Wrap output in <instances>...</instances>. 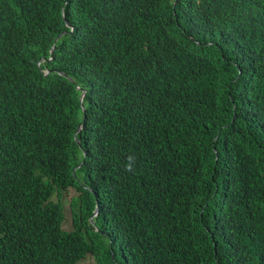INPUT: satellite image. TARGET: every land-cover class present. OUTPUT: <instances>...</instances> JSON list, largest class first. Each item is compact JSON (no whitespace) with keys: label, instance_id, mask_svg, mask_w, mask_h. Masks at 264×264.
<instances>
[{"label":"trees","instance_id":"trees-1","mask_svg":"<svg viewBox=\"0 0 264 264\" xmlns=\"http://www.w3.org/2000/svg\"><path fill=\"white\" fill-rule=\"evenodd\" d=\"M89 258L264 264V0H0V264Z\"/></svg>","mask_w":264,"mask_h":264},{"label":"rangeland","instance_id":"rangeland-1","mask_svg":"<svg viewBox=\"0 0 264 264\" xmlns=\"http://www.w3.org/2000/svg\"><path fill=\"white\" fill-rule=\"evenodd\" d=\"M73 193H68V194H64L63 198H62V202L64 205V213L66 215V223H65V230L66 231H70L73 225V221H72V200H73ZM55 201H57V199H55ZM80 264H93V259L89 258L86 259L82 262H80Z\"/></svg>","mask_w":264,"mask_h":264},{"label":"water","instance_id":"water-1","mask_svg":"<svg viewBox=\"0 0 264 264\" xmlns=\"http://www.w3.org/2000/svg\"><path fill=\"white\" fill-rule=\"evenodd\" d=\"M67 26H68V27H72L70 23H68ZM60 38H61V36H59L57 40H59ZM54 49H55V48H54ZM54 49H53V50H54ZM53 50H52V53H53ZM85 93H86V91H83L82 96H81V99H83ZM82 108H83V111L85 112L86 110H85L84 105H82ZM80 131H81V127H79L78 132H80ZM97 215H98V209L96 208V211H95V217H96Z\"/></svg>","mask_w":264,"mask_h":264},{"label":"clouds","instance_id":"clouds-1","mask_svg":"<svg viewBox=\"0 0 264 264\" xmlns=\"http://www.w3.org/2000/svg\"><path fill=\"white\" fill-rule=\"evenodd\" d=\"M54 48H55V47H54ZM54 48H53V49H54ZM53 49H52V50H53ZM54 50H55V49H54ZM54 50H53V52H54ZM52 54H53V53H52ZM48 73H49V72H48ZM63 75H65V74H63ZM78 90H81V88L78 87ZM83 91H85V90H83ZM83 91H82V93H83ZM85 94H86V93H85ZM81 96H82V94H81ZM84 96H85V95H84ZM83 98H84V97H83ZM81 100H83V99H81ZM82 105H84V104H82ZM84 113H85V112H84ZM82 128H83V127L81 126V130H82ZM78 130H79V129H78ZM76 141H77V143L80 144V141H79L78 137H76Z\"/></svg>","mask_w":264,"mask_h":264}]
</instances>
